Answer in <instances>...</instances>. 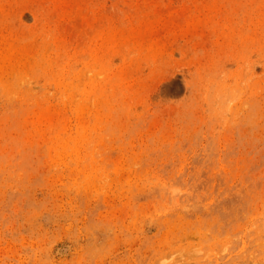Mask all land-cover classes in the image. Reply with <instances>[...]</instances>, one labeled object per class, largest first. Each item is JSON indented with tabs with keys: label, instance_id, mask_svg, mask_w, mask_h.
<instances>
[{
	"label": "rangeland",
	"instance_id": "374dc122",
	"mask_svg": "<svg viewBox=\"0 0 264 264\" xmlns=\"http://www.w3.org/2000/svg\"><path fill=\"white\" fill-rule=\"evenodd\" d=\"M0 264H264V0H0Z\"/></svg>",
	"mask_w": 264,
	"mask_h": 264
}]
</instances>
